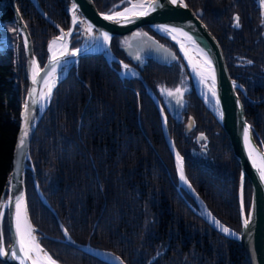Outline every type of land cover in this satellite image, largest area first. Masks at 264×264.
Masks as SVG:
<instances>
[{
    "label": "trees",
    "instance_id": "trees-1",
    "mask_svg": "<svg viewBox=\"0 0 264 264\" xmlns=\"http://www.w3.org/2000/svg\"><path fill=\"white\" fill-rule=\"evenodd\" d=\"M94 2L108 14L128 6L126 0ZM186 2L219 41L231 77L246 88L249 98L239 92L246 119L264 145V0ZM40 3L62 28H69V0ZM17 5L44 67L47 44L58 31L31 0ZM136 38L146 42L144 50L133 46ZM83 42L77 26L72 48ZM112 49L141 72L161 101L194 188L219 220L241 232V167L224 128L198 97L177 46L144 26L114 38ZM119 70L103 55L86 57L57 86L31 143L35 172L27 173L26 190L34 225L42 235L64 239L57 216L40 198L37 180L76 242L113 251L127 264H248L243 247L215 232L187 200L196 207L195 202L178 191V170L160 113L144 84L122 78ZM28 87L23 40L9 0H0V201L13 169ZM177 88L182 95L175 93ZM244 193L248 213V180ZM4 237L8 247L7 216ZM40 242L60 264H108L61 242Z\"/></svg>",
    "mask_w": 264,
    "mask_h": 264
},
{
    "label": "water",
    "instance_id": "water-1",
    "mask_svg": "<svg viewBox=\"0 0 264 264\" xmlns=\"http://www.w3.org/2000/svg\"><path fill=\"white\" fill-rule=\"evenodd\" d=\"M17 2L18 0H9V4L13 10L16 24L18 27V34L23 40L26 56V77L28 80L29 87L21 108V122L13 155V169L8 177L7 187L0 201V204L6 203L8 199L15 200V198L18 196L24 197V202H22V204L26 203L27 215L32 226L36 229L35 235L37 237V240L39 241L41 247L50 256L51 254L43 247L40 242L42 238L67 244L77 250L90 254L104 262H107L108 264H127L120 255L116 254L113 251L94 248L89 243L83 245L76 242L67 232L59 216L57 215V212L52 207L49 200L43 193L41 186L37 180H35V186L40 195V198L57 216L64 239L54 238L45 234L42 235L41 230L34 225L31 219L27 200V173L29 171L35 172L31 156V143L40 122L42 121L44 115L50 107L57 86L67 77L68 73L73 67H79L81 59L90 56L103 55L111 66H113V64H117L120 67L118 73L122 78L140 80L144 84L148 95L154 101L161 116L165 140L173 154L177 166L179 176V186L177 187V189L182 194V196L185 197L183 193L184 191L195 202L196 207L193 206L187 200V203L192 209V211L201 219H203L215 232L241 245L245 250L248 264H264V179H262L260 176V169L253 164L254 158L256 159L257 164L260 163V155H264V145L259 144L257 142L254 134V127L246 119L245 107L240 98L239 92H242L247 98H249V94L246 88L238 80H235L231 77L224 56V52L219 41L212 34L206 24L189 7L186 0H184V3L187 5V7L180 6L179 4L172 5L168 3L167 0H162L164 4L163 8L150 13L148 16L135 18L134 23L127 24L117 23L112 20L104 19V15L108 13H101L96 7L94 0H69L68 6L66 8V13L69 17L70 25L67 30L62 28L47 14V12L43 9L40 0H31V2L34 4L38 12L43 16V18L47 20L52 26H54L58 31L57 36L51 38L47 44L46 49L48 56L47 62L44 67L40 66L37 56L35 55L32 37L22 17ZM73 4L77 5V15L79 19L86 21L87 24H91L93 26L92 31L88 34V38L91 35L92 41L90 42L89 40H87L83 32L84 42L80 47L76 48L80 50L79 53L75 56L67 55L61 58V61L57 65L55 72H53L50 76V79L56 77L58 78V80L52 87V93L50 98H48L47 103L43 105V102L41 103L40 99V94L43 89V82L42 80H39V85L35 86V84H33V74L34 71H38L39 76L45 77V75L51 70L53 61L52 52L49 51V44L52 40L61 36V30H63L64 33H68L70 29L72 30L71 36L67 37V50L68 52H72L75 50L72 48V40L76 33V27L78 25H81V23H78L75 28H73L71 25ZM162 25H166L170 28L177 27L182 29L184 32H187L188 35L196 41V44L199 46L198 49H203L204 52L208 54V58L211 59L212 65L215 70V90L217 93L216 97L213 98L209 93L210 98H208V96L202 92L201 88L198 86L194 78L192 67L189 64L188 59L184 56V52L180 48V44L184 43L185 41L189 44L192 43L188 41L187 38L180 36L178 33H172L171 35H169L163 31L158 30L159 26ZM144 26H149L159 35L169 39L177 46V49L181 57L183 58L193 79L194 87L198 97L202 100L205 107L215 116V118L222 125L227 134L230 143V148L234 154L235 159L238 161L241 167V178L239 185V206L242 229L239 233L225 225L221 220H219L212 213L207 203L194 188L186 174L185 159L177 149L175 141L171 137L169 131V119L161 101L159 100L158 96L156 95L152 87L149 85V83L145 80L141 72L135 67L119 59L112 49V41L114 38L131 34L137 29ZM102 32L109 33L112 39L107 42L104 41V39L101 37ZM173 36H175L176 39H173ZM60 43L62 42L58 41L57 46H54V51H56L58 56L60 52ZM124 65L128 66L127 69L124 68ZM125 70H130L132 74H127ZM34 89L35 91H33ZM217 100L219 101L218 103ZM26 104L28 105V128L27 136H24V106ZM245 131H247L249 134L251 147L249 144L245 143ZM21 137L24 138V145L22 147L20 145ZM252 148H254L255 151H253L252 156H250L249 152L252 150ZM179 165H182L183 167L185 180L181 179ZM34 176L36 178V174H34ZM247 180L252 186V202L248 213L245 209L244 193ZM0 211H3L4 213L2 219H0V229H2L3 247L10 253L11 249L16 246L13 212L11 209L8 208L0 209ZM6 216L8 220L10 237V244L8 247H6L5 245L4 237V220ZM245 219L248 220L247 227L244 226ZM219 225H223L224 227L230 229L232 233H235V235H231L222 231ZM18 255L22 254L18 251ZM53 260L55 259L53 258ZM0 261L5 264H19V261L11 257L10 254L8 256H0ZM28 264H31V261H29ZM56 264L60 263L56 261Z\"/></svg>",
    "mask_w": 264,
    "mask_h": 264
},
{
    "label": "snow or ice",
    "instance_id": "snow-or-ice-1",
    "mask_svg": "<svg viewBox=\"0 0 264 264\" xmlns=\"http://www.w3.org/2000/svg\"><path fill=\"white\" fill-rule=\"evenodd\" d=\"M168 3L172 5H180L183 7H187V5L184 3V0H167ZM126 4L128 6L124 7L123 11H113L110 14H105L104 19L106 20H112L117 23H134L135 18L148 16L150 13L157 11L158 9L163 8L164 4L162 0H126ZM78 9L77 5L73 4L72 6V17H71V25L73 28L78 23L81 24H87L86 21L80 20L77 15ZM236 26H239V17L236 18ZM93 26L91 24H87V30L89 32L92 31ZM160 31H163L169 35L172 33H178L180 36H183L187 38L188 41H190L193 45H195L197 48L199 46L196 44V41L192 39L191 36L188 35L187 32H184L182 29L177 27H168L166 25L159 26ZM72 34V30L70 29L68 33H64L63 30H61V36L57 37L56 39L52 40L49 44V51L52 52V67L51 70L45 75V77H42L43 84L47 87V92L42 94L43 96L50 98L52 93V85L48 82V77L52 75L53 72H55L57 65L60 63L61 58L71 55L75 56L79 53V49H75L72 52H68L67 50V37H70ZM137 36L146 35L145 33H136ZM101 37L104 39V41H110L112 37L107 32H102ZM173 39H176L175 36L172 37ZM58 41L62 42L59 44L60 52L59 56L57 55L56 51H54V46H57ZM181 50L184 52V56L188 59L189 64L192 67V70L194 73L200 76L202 82H206L208 80L211 81V84L209 85V92L211 93L212 97H216L217 93L215 90V70L212 65V61L210 58H208V54L204 52L203 49H199L200 53L204 56V61H193V58L189 55L188 51L185 49V46L183 43L180 44ZM127 65H124V68L127 69ZM39 75L38 71H34L33 74V84H36L40 81L37 80V76ZM35 91V89L33 90ZM162 92H166L167 95L172 96L174 95L172 90H166L161 89ZM175 93L181 94V89L177 88L175 89ZM179 102V101H178ZM219 101L217 100V103ZM25 131L24 136H27V128H28V105L25 106ZM244 140L246 144L250 145V138L247 131H245L244 134ZM20 145L21 147L24 145V138L21 137L20 139ZM251 147V145H250ZM255 151L254 148L249 152V155L252 156V152ZM178 155V154H177ZM253 164L257 166L260 169V176L262 179H264V155H260V163L257 164L256 159H253ZM180 167V176L182 180H185L183 167L182 165H179ZM24 202L23 196H18L15 198V200L8 199L6 203L0 204V209L8 208L11 209L13 212V220H14V231L16 235V246L13 247L9 253L8 250H6L3 247V239H2V229H0V256H8L9 254L11 257L17 259L19 261V264H28L29 261H31V264H56V261L53 260V258L41 247L39 241L37 240V237L35 235L36 229L32 226L28 215H27V208L26 203ZM4 213L3 211H0V219H2ZM218 223V222H216ZM248 220L245 219L244 226L247 227ZM221 227V230L229 233L231 235H235V233H232L230 229L224 227L223 225H219ZM21 253L22 255H18Z\"/></svg>",
    "mask_w": 264,
    "mask_h": 264
},
{
    "label": "bare ground",
    "instance_id": "bare-ground-1",
    "mask_svg": "<svg viewBox=\"0 0 264 264\" xmlns=\"http://www.w3.org/2000/svg\"><path fill=\"white\" fill-rule=\"evenodd\" d=\"M82 25V30L84 32V35H85V38L87 40H89L90 42L92 41V37L91 35L89 36L88 38V34H89V31L87 30V26L86 24H81ZM89 42V44H90ZM88 43V41H87ZM146 42L144 40H142L141 38H136L133 40V46L137 49H145L146 46H145ZM184 46H185V49L188 51L189 55L193 58V61H200V62H203L204 61V56L200 53L199 49L197 47H195L194 45L192 44H189L187 43L186 41L183 43ZM127 72V74H132V72L130 70H125ZM193 72V70H192ZM193 75H194V78L198 84V86L201 88L202 92L204 94H206V92H209V85L211 84V81L208 80L206 82H202L201 78L199 75H197L196 73L193 72ZM42 77L41 76H37V80H42L41 79ZM58 80V78L54 77V78H51L48 77V82L50 85H53L56 83V81ZM40 82L36 83L35 86H38ZM47 92V87L43 84V89L41 91V94H40V99H41V103L43 102V105L45 103H47V97L43 96L42 94L46 93ZM210 93V92H209ZM211 94V93H210ZM214 98V97H213Z\"/></svg>",
    "mask_w": 264,
    "mask_h": 264
},
{
    "label": "rangeland",
    "instance_id": "rangeland-1",
    "mask_svg": "<svg viewBox=\"0 0 264 264\" xmlns=\"http://www.w3.org/2000/svg\"><path fill=\"white\" fill-rule=\"evenodd\" d=\"M207 94L209 95V92H206V95H207Z\"/></svg>",
    "mask_w": 264,
    "mask_h": 264
}]
</instances>
